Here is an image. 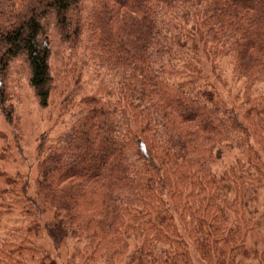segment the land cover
Masks as SVG:
<instances>
[{
  "label": "trees",
  "instance_id": "1",
  "mask_svg": "<svg viewBox=\"0 0 264 264\" xmlns=\"http://www.w3.org/2000/svg\"><path fill=\"white\" fill-rule=\"evenodd\" d=\"M53 49L104 77L92 98L74 101ZM14 67L73 113L39 138L36 176L1 190L24 220L0 264L41 260L40 220L71 264H264V0H0V115L18 132Z\"/></svg>",
  "mask_w": 264,
  "mask_h": 264
},
{
  "label": "rangeland",
  "instance_id": "2",
  "mask_svg": "<svg viewBox=\"0 0 264 264\" xmlns=\"http://www.w3.org/2000/svg\"><path fill=\"white\" fill-rule=\"evenodd\" d=\"M52 70L54 75H68V90L73 94L74 101L80 104L81 99L92 98L99 86L98 71L93 67L80 65L73 60L68 63L66 53L57 54L53 49ZM67 63L71 64L67 67ZM76 65H73L75 64ZM21 66L20 64H18ZM100 76V75H99ZM101 78H104L100 76ZM11 93L16 106L19 122V131H13L5 118L0 115V151L6 148V154L0 157V236L4 237L7 228L21 225L23 217L18 210H13L7 205V199L1 190L6 187L8 177L14 176L17 172L27 174L32 170V177L36 176V147L41 135L49 134L50 139L57 137L68 127L72 117L71 112L61 114L60 107L62 98L51 100L50 105L42 107L39 104L33 87L28 82V74L21 68L14 67L11 77ZM21 151V152H20ZM10 153V154H7ZM37 219V218H36ZM26 223V222H25ZM44 220L37 223V234L35 241L40 247V261H33L30 264H71L73 248L75 243L67 247H60L55 250L49 237L43 232ZM40 231V233H39ZM196 264H206L195 253L193 254ZM78 263V260H76Z\"/></svg>",
  "mask_w": 264,
  "mask_h": 264
}]
</instances>
